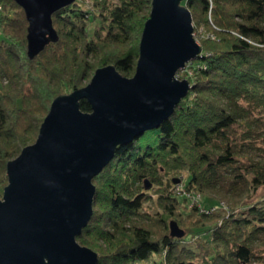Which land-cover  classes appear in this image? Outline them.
I'll use <instances>...</instances> for the list:
<instances>
[{
	"label": "trees",
	"instance_id": "16d2710c",
	"mask_svg": "<svg viewBox=\"0 0 264 264\" xmlns=\"http://www.w3.org/2000/svg\"><path fill=\"white\" fill-rule=\"evenodd\" d=\"M85 1L54 13L60 39L32 59L26 11L0 0V196L9 161L37 140L56 97L84 87L100 67L136 73L153 0ZM183 3L195 31L207 32L192 73L179 72L193 87L94 178V214L78 240L99 264H264V192L253 197L264 191V0ZM81 107L92 110L87 99ZM219 199L231 205L211 212ZM172 219L183 237L171 234Z\"/></svg>",
	"mask_w": 264,
	"mask_h": 264
},
{
	"label": "water",
	"instance_id": "95a60500",
	"mask_svg": "<svg viewBox=\"0 0 264 264\" xmlns=\"http://www.w3.org/2000/svg\"><path fill=\"white\" fill-rule=\"evenodd\" d=\"M16 1L27 14L34 59L60 39L54 13L76 0ZM184 1L153 0L136 73L126 76L110 64L86 86L56 97L37 140L9 161L0 199V264H99V253L78 240L94 214V178L119 146L170 118L193 87L179 72L202 56L203 46ZM82 99L91 111L82 109ZM170 226L173 236L185 235L177 220Z\"/></svg>",
	"mask_w": 264,
	"mask_h": 264
},
{
	"label": "rangeland",
	"instance_id": "374dc122",
	"mask_svg": "<svg viewBox=\"0 0 264 264\" xmlns=\"http://www.w3.org/2000/svg\"><path fill=\"white\" fill-rule=\"evenodd\" d=\"M86 3L85 4H87L88 2H89V4L90 5H92L93 3H92V1L91 0H88V1H85ZM194 25H195V22H194ZM206 29L204 28V26L202 25L200 28H199V30L198 31H195V36H196V38L198 39V41L201 43V39L203 38V36H206ZM202 44V43H201ZM190 71V73H192V70H193V68L192 67H187V69H186V71ZM96 72V71H95ZM95 74V73H94ZM94 76V75H93ZM93 78V77H92ZM183 78H188V77H183ZM91 81V80H90ZM89 81V82H90ZM88 82V83H89ZM87 83V84H88ZM86 84V85H87ZM85 85V86H86ZM74 91V90H73ZM70 93V92H69ZM32 143H34V142H32ZM31 143V144H32ZM30 145V144H29ZM22 152V151H21ZM5 190V189H4ZM263 192L264 191H262L261 189L258 191V192H256V193H254V196L253 197H255L256 199H259V198H261L262 196H263ZM4 195V194H3ZM157 195V194H156ZM156 195H154V197L156 198ZM1 198H3V196H0V199ZM194 199V198H193ZM197 199V201H198V203H201L202 205H205L206 203V201L209 199V198H206V197H204V196H200L199 198H196ZM220 201H219V203L221 202V205H220V207H218V206H214V207H216V209L217 210H219V208H222L221 210H223V211H225V207H228V206H230L231 205V200L230 199H223V200H221V199H219ZM216 204V203H215ZM215 204H213V205H215ZM145 205H146V207H151V210H152V212H157V211H159V208H158V206L156 205V203H155V201H149V202H146L145 203ZM220 210V211H221ZM247 215V214H246ZM172 220H175V219H172ZM181 226V225H180ZM182 228H185V227H183V226H181ZM195 232V231H194ZM187 237H189V236H187ZM190 240L191 239H193V238H189ZM186 244H188V245H190V246H193V247H196V242L194 241V240H192V241H190V242H187ZM150 262H151V259H148V260H144V261H141L140 262V264H150ZM257 263V262H256ZM260 264V263H259Z\"/></svg>",
	"mask_w": 264,
	"mask_h": 264
},
{
	"label": "built area",
	"instance_id": "2783aa9c",
	"mask_svg": "<svg viewBox=\"0 0 264 264\" xmlns=\"http://www.w3.org/2000/svg\"><path fill=\"white\" fill-rule=\"evenodd\" d=\"M188 65H189V63H188ZM188 65H187V67H188ZM187 67H186V69H187ZM186 69H185V70H186ZM198 196H199V195H198ZM193 198L196 199L197 197L193 196ZM226 209H227V208L225 207V210H226ZM210 211H211V212H212V211H217V209H216V207H212V209H211Z\"/></svg>",
	"mask_w": 264,
	"mask_h": 264
},
{
	"label": "bare ground",
	"instance_id": "6f19581e",
	"mask_svg": "<svg viewBox=\"0 0 264 264\" xmlns=\"http://www.w3.org/2000/svg\"><path fill=\"white\" fill-rule=\"evenodd\" d=\"M183 71H186L185 69Z\"/></svg>",
	"mask_w": 264,
	"mask_h": 264
}]
</instances>
